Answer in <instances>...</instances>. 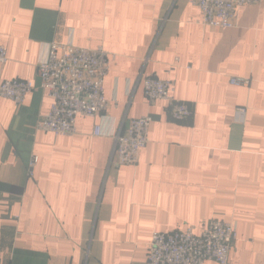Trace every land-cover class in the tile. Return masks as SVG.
<instances>
[{
    "label": "crops",
    "instance_id": "1",
    "mask_svg": "<svg viewBox=\"0 0 264 264\" xmlns=\"http://www.w3.org/2000/svg\"><path fill=\"white\" fill-rule=\"evenodd\" d=\"M192 1L0 0V81L34 85L19 109L0 98V264H146L153 231L199 235L211 220L235 226L229 264H264V0L231 29L200 25ZM69 42L109 55L107 105L55 136L34 129L51 105L37 65ZM146 77L171 81L190 118L146 99ZM145 115L138 163L118 166L115 135Z\"/></svg>",
    "mask_w": 264,
    "mask_h": 264
},
{
    "label": "built area",
    "instance_id": "2",
    "mask_svg": "<svg viewBox=\"0 0 264 264\" xmlns=\"http://www.w3.org/2000/svg\"><path fill=\"white\" fill-rule=\"evenodd\" d=\"M263 0H193L200 11V25L220 29H231L238 9L245 5H259ZM47 54L37 65L39 87L46 92L51 105L46 114L36 122L34 129L55 136H71L76 133L78 116L93 118L104 112L107 100L103 83L110 70V57L101 48L88 49L72 43L47 44ZM178 60L176 59V62ZM6 62V48L0 43V65ZM233 85L246 81L231 79ZM34 85L25 80L0 81V98L10 100L19 109L25 96ZM143 94L149 101L166 104L172 119L182 121L190 118L192 110L184 102L173 97L171 81L156 77L142 80ZM247 109L234 110L236 123L244 124ZM152 118L149 115L131 119L128 127L114 137L113 161L118 166H133L139 161L141 151L148 143V131ZM99 125L93 135L101 134ZM38 157L32 156L28 163V174L33 176ZM236 239L232 222L211 220L201 234L193 227L183 231H153L147 249L146 264H229V254Z\"/></svg>",
    "mask_w": 264,
    "mask_h": 264
}]
</instances>
